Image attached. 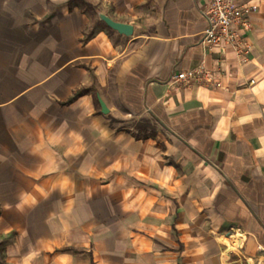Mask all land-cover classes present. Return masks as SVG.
<instances>
[{
  "label": "crops",
  "instance_id": "1",
  "mask_svg": "<svg viewBox=\"0 0 264 264\" xmlns=\"http://www.w3.org/2000/svg\"><path fill=\"white\" fill-rule=\"evenodd\" d=\"M203 1L0 0V264L264 263V0L245 62Z\"/></svg>",
  "mask_w": 264,
  "mask_h": 264
},
{
  "label": "built area",
  "instance_id": "2",
  "mask_svg": "<svg viewBox=\"0 0 264 264\" xmlns=\"http://www.w3.org/2000/svg\"><path fill=\"white\" fill-rule=\"evenodd\" d=\"M201 9L208 21L201 40L203 47L207 50L218 47L222 53L228 48L241 62L247 61L250 44L243 33L250 30L249 13L254 7L238 3L237 0H204ZM196 84L214 88L221 86L214 72L205 65L174 74L169 81L173 88H190ZM228 236H233L239 243L242 233L236 228ZM253 264L264 263L256 261Z\"/></svg>",
  "mask_w": 264,
  "mask_h": 264
},
{
  "label": "water",
  "instance_id": "3",
  "mask_svg": "<svg viewBox=\"0 0 264 264\" xmlns=\"http://www.w3.org/2000/svg\"><path fill=\"white\" fill-rule=\"evenodd\" d=\"M99 18L104 21L111 29L117 31L120 34H123L125 36L132 35L133 32V26L128 23L118 22L116 20H113L109 16L103 13H99ZM99 102L102 108V111L107 113V107L105 106L104 102L99 98Z\"/></svg>",
  "mask_w": 264,
  "mask_h": 264
},
{
  "label": "rangeland",
  "instance_id": "4",
  "mask_svg": "<svg viewBox=\"0 0 264 264\" xmlns=\"http://www.w3.org/2000/svg\"><path fill=\"white\" fill-rule=\"evenodd\" d=\"M123 123H127L129 125L137 126V127H150L149 131L154 132V124L152 121L138 118V117H130L129 115L125 114V118L123 119Z\"/></svg>",
  "mask_w": 264,
  "mask_h": 264
}]
</instances>
